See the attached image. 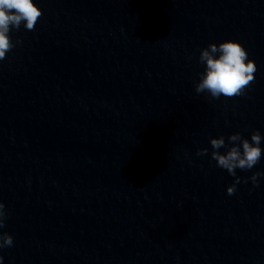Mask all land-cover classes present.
<instances>
[{"label": "clouds", "instance_id": "1", "mask_svg": "<svg viewBox=\"0 0 264 264\" xmlns=\"http://www.w3.org/2000/svg\"><path fill=\"white\" fill-rule=\"evenodd\" d=\"M42 14L34 0H0V61L6 59V54L15 47L10 32L13 29L19 30L21 24L26 30L33 31ZM199 61L205 64L206 68L195 90L197 93L207 92L214 99L244 95L245 89L254 81L257 71L255 62L248 58L245 48L234 40H226L218 45L209 44L200 51ZM261 140L259 131L251 133V142L240 133L230 135L228 145L223 136L210 139L212 159L217 162L218 167L226 169L235 177V182L227 188L229 195L235 193L236 185L242 180L236 175V169L250 170L259 163L262 156ZM221 148H226V152L221 153ZM207 154V148L197 152L199 156ZM261 176H264V173L255 172L250 178H244L243 182L246 183L250 179L255 187L258 186V177ZM6 218L5 205L0 202V229L5 227ZM12 245L13 237L0 231V249ZM2 260L3 257L0 256V261Z\"/></svg>", "mask_w": 264, "mask_h": 264}]
</instances>
